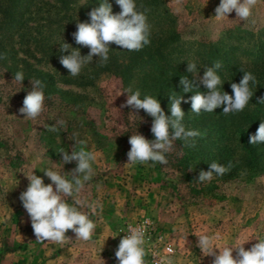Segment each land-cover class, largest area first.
<instances>
[{
  "label": "rangeland",
  "instance_id": "1",
  "mask_svg": "<svg viewBox=\"0 0 264 264\" xmlns=\"http://www.w3.org/2000/svg\"><path fill=\"white\" fill-rule=\"evenodd\" d=\"M83 3L80 1L75 7ZM219 3L220 0H166L187 48L200 41L218 42L228 30L257 34L264 28V0H258L247 21L237 18L235 11L217 20L214 16ZM55 4V0H44L35 9L54 12ZM52 25V29L43 32L55 44V58L69 55L70 52L60 51L63 42L71 45L69 31H60L57 22ZM161 26L165 24L159 25L158 31ZM16 48L27 50L26 46ZM80 52L87 55L89 50ZM19 56L25 55L20 51ZM37 56L42 57L40 53ZM29 60L44 74H55L57 82L45 91L42 114L35 120L25 119L19 108L30 89L13 81L6 71L0 73V264H117L115 250L124 236L121 230L126 231L145 218L153 222L157 234L174 249L163 264H211L212 257L196 247V235L200 233H218L219 247L245 242V250L257 243L256 239L264 238V176L218 181L215 185L200 182L198 177L186 181L171 166L175 156H183L180 140L174 141L172 151L165 153L167 164L128 165L131 135L139 133L148 140L155 139L150 131L152 117L142 109L137 112L130 107L121 108L127 93H120L128 85L111 74H102L90 81L92 85L77 86L70 78L58 77L69 72L60 63H47L46 58L39 63ZM244 60L247 62V58ZM203 74L204 70L197 68L198 77ZM51 125L58 131H48ZM61 148L69 154L83 148L96 155L91 179L78 196L87 201L89 206L82 210L96 228L89 241L76 240L69 230V239L62 244L39 243L19 196L29 184L26 176L32 172L49 184L51 181L42 171L51 169L63 175L77 166L75 161L63 163L58 154ZM66 178L71 180V174ZM65 199L69 204L74 201L72 197ZM215 251L218 253L219 249ZM145 260L146 264H154L147 257Z\"/></svg>",
  "mask_w": 264,
  "mask_h": 264
},
{
  "label": "trees",
  "instance_id": "2",
  "mask_svg": "<svg viewBox=\"0 0 264 264\" xmlns=\"http://www.w3.org/2000/svg\"><path fill=\"white\" fill-rule=\"evenodd\" d=\"M80 1L84 3L75 7ZM42 2L44 0H0V54L6 55L5 59H0V73L6 71L14 78V73L22 71L25 77L23 86L30 89V79L36 78L46 85L44 91H47L56 84L57 76L35 69V65L29 60L39 63L46 58L47 63H60V58H55L56 52L52 48L55 44L46 38L43 31L52 29V24L57 22L60 31H69L67 33L71 37L73 48H79L80 51L88 49L77 45L72 34L77 30V22L90 23L88 14L98 8L103 0H55L54 12L50 9L47 12L35 9ZM106 2L111 4L113 14L121 11L116 0ZM135 4L136 10L147 16L150 25L149 45L140 51H127L110 43L106 65L101 66L99 57L94 56L89 68L82 70L78 76H69L68 72V75L59 74L58 77L63 80L70 78L77 86H89L92 85L90 81L98 76L111 74L128 87L131 86L133 92L139 90L141 98L146 95L157 98L170 116L171 95L183 97L181 108L185 117L182 123L186 130H196L201 134L189 141L194 146L185 147L184 141L178 142V146L184 148L183 156H170L174 157L172 169L177 170L186 181L199 177L198 167L209 171L212 162L225 167L231 164V168L223 176L213 174L217 180H211L212 185L218 181L242 178L252 180L264 176V143H249V137L255 134L260 121L264 120V104L257 103L258 98L264 97V28L257 34L228 30L218 42L200 41L196 46L190 44L192 47L187 48V42L177 29V19L168 10L166 0H135ZM162 23L167 28L163 29L161 26L162 29L158 31ZM63 24L68 28H64ZM17 45L26 46L27 50H19ZM20 51L24 57L19 56ZM38 53L42 57L38 58ZM246 58L247 62H244ZM217 61L222 64L217 69V74L223 82L218 90L232 95L230 85L233 82L239 83L243 76L240 71L242 69L251 72L256 78L255 84L250 82L254 95L245 109L238 113L224 115L223 107L212 113H192L190 97L195 91L206 93L207 89L197 83L198 89L184 93L180 77L188 76L189 80L192 79L194 74L187 73V63H195L197 68L205 71L206 67H211ZM152 137L155 138L153 134Z\"/></svg>",
  "mask_w": 264,
  "mask_h": 264
},
{
  "label": "clouds",
  "instance_id": "3",
  "mask_svg": "<svg viewBox=\"0 0 264 264\" xmlns=\"http://www.w3.org/2000/svg\"><path fill=\"white\" fill-rule=\"evenodd\" d=\"M257 2L258 0H220L214 17L217 20H222L229 13L235 11L237 18L247 21ZM116 3L121 9L118 14H113L111 4L103 0L98 8H94L88 14L90 23L77 22V30L72 35L77 45L89 49L87 55H81L79 48H72L68 43L60 44L62 53L70 52L69 55L60 57V64L69 71L71 76H78L81 69L93 61L94 56L99 57L98 61L101 66L106 65L109 60L110 43L127 51H140L144 46L150 44V25L147 22V16L144 12L136 10L135 0H116ZM5 58L6 55L0 54V59ZM221 67L222 64L217 61L211 67H206L202 77H198L197 65L187 63V73L194 75L191 80L188 76L180 77L183 92L188 93L198 89L197 83L207 89L206 93L195 91V94L190 97L192 113L197 115L202 111L212 113L217 108L223 107L222 114L227 115L241 112L248 105L254 95L250 89V82L256 83L255 76L251 72L241 69L242 79L239 83H231L232 95H230L218 90V86L223 85L221 77L217 74V69ZM24 79L22 71L14 73L13 81L22 84ZM30 84L31 88L23 99L19 113L25 119L35 120L44 111L46 85L36 78L30 79ZM123 93H127V99L121 108L130 107L137 112L141 109L144 110L148 116L153 118L150 131L155 137L153 140H148L139 133L131 135L128 140L130 150L127 152L126 164L136 165L149 162L167 164L165 153L172 151L174 141H184L185 147L194 146L190 145L189 141L201 134L196 130H186L182 123L185 117L181 108L183 97L171 95L169 105L171 116L168 117L157 98L150 95L141 98L140 91L133 92L131 86L120 95ZM257 103L264 104V97L258 98ZM57 123L64 124L63 121ZM47 130L56 132L58 128L51 125ZM249 143L252 145L264 143V120L260 121L255 134L249 137ZM58 154L62 155L64 164L76 162L77 166L67 173L71 174V180L66 178L67 174L62 175L48 169L42 172L51 183L45 184L42 177L32 172L26 176L29 184L26 190L20 193L19 200L30 218L37 242L62 244L66 239H69L66 236L69 230L75 234L76 240L89 241L92 239L96 224L82 210L89 206L87 201L78 198V196L84 188L85 182L91 179L92 163L95 161L96 155L83 148L79 151H71V154L61 148ZM230 168L231 164L225 167L217 162H212L209 171L199 173L198 181H211L214 173L223 176ZM68 197L74 198L72 204L66 201L65 198ZM149 223L148 220L144 222L145 225ZM121 232L126 234L120 239L115 250L117 264H146L145 227L143 225L128 226L126 231L122 229ZM196 236L198 237L196 247L205 256L212 257L211 264H264V238L256 239L258 242L253 244L250 249L245 250L243 247L245 242L219 247L217 245V241L220 239L218 233L215 235L200 233ZM215 249H219V252L217 253ZM166 251L171 253L173 249L169 247ZM234 251L235 256L233 255ZM155 264H163V258L155 260Z\"/></svg>",
  "mask_w": 264,
  "mask_h": 264
},
{
  "label": "built area",
  "instance_id": "4",
  "mask_svg": "<svg viewBox=\"0 0 264 264\" xmlns=\"http://www.w3.org/2000/svg\"><path fill=\"white\" fill-rule=\"evenodd\" d=\"M145 220L150 221L149 224L145 225ZM143 225L145 227V244L144 248L146 251V257L155 264V260L163 258V261L165 260V257L170 256L174 253V249L172 246H170L168 243H166L161 236H159L156 232V228L154 227L153 222L150 219H143L138 224L134 225L141 226ZM126 233H124L125 235ZM171 247L173 251L171 253L167 252L166 249Z\"/></svg>",
  "mask_w": 264,
  "mask_h": 264
}]
</instances>
